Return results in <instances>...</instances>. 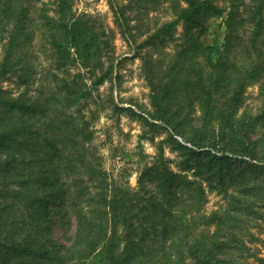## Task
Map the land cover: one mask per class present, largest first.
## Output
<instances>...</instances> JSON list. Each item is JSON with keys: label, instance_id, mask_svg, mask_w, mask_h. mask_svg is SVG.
Wrapping results in <instances>:
<instances>
[{"label": "trees", "instance_id": "obj_1", "mask_svg": "<svg viewBox=\"0 0 264 264\" xmlns=\"http://www.w3.org/2000/svg\"><path fill=\"white\" fill-rule=\"evenodd\" d=\"M40 1L0 0V264H99L95 254L105 264H264V0L140 1V14L169 2L174 18L156 21L135 49L177 42L181 23L184 41L166 66L167 53L135 54L151 86L149 115L113 102L169 131L181 152L175 168L161 141L136 186L113 176L95 142L94 90L120 77L107 30L71 0L34 12ZM111 4L136 42L133 3ZM217 17L225 35L215 56L202 36ZM254 84L260 108L242 111ZM208 188L228 197L225 214L204 212ZM75 222L67 243L54 237L56 224Z\"/></svg>", "mask_w": 264, "mask_h": 264}, {"label": "rangeland", "instance_id": "obj_2", "mask_svg": "<svg viewBox=\"0 0 264 264\" xmlns=\"http://www.w3.org/2000/svg\"><path fill=\"white\" fill-rule=\"evenodd\" d=\"M43 1L49 0L37 2L34 6L35 8H33L34 12L42 6ZM116 1L120 5L133 3L134 10H129L128 12L132 15L131 25L139 26L132 29V32L136 36V42L132 41L131 43L117 26L111 0H71L73 11L78 16L89 18V22L97 24L100 30H107L106 33L114 48L112 54L114 53L115 58H117L116 62H118V59L120 61L117 73L120 77H115L114 80L108 79L97 90H94L91 107L96 110L95 118H93L94 129L96 131L95 142L99 146L100 153L104 156L105 167L110 170L113 176L118 180L123 179L128 181L131 186H136L141 170L146 164H150L156 159L159 152V144L161 141L167 139L169 131L152 130L144 119L129 110H117L113 102L115 101L124 107H133L138 112L147 115L154 110L151 101V86L143 71L144 60L140 55L137 56L135 54L136 52H140L148 57H157L167 53L168 56L163 61V64L165 66L168 65L170 57H172L171 55L179 48L177 42L184 41V26L182 23L178 26L176 36L179 40L177 42L157 41L141 49H135L149 33L155 30L156 21L171 20L174 18V14L169 9V2H164L159 7L151 4L150 10H145L140 14L138 8L141 0ZM218 1L224 4L223 0ZM147 12H149L151 27L144 24V21H149L146 18ZM208 26L209 28L203 33L202 39L206 44H211L215 47L214 55L217 56L221 50V44L225 35L224 19L221 17L212 18ZM42 47L41 35L39 34L36 46L33 47L32 52L35 53L37 49ZM199 59L204 61L205 56L201 55ZM79 69H81L80 66H75L72 71L75 74ZM81 70L89 76L86 68ZM5 86L11 87L15 92H18L17 85L11 81H6ZM259 94L260 86L258 84L249 86L242 111L245 109L251 112L259 110L261 105ZM96 97L98 101H95L94 98ZM175 107L176 104L173 105V108ZM161 145L164 146L166 156L173 159L171 166L179 168L178 164L181 159V152L174 148L172 141L166 140ZM207 196V202L204 206L205 213H226L229 200L224 191L208 188ZM75 228L76 222L72 226V229H69V227L63 228L56 224L53 229V235L60 242L67 243L68 237L72 235ZM257 235L264 237V233L260 231H257ZM258 246L260 248V255L263 256L264 243L260 242ZM92 260L99 264H105L103 255L101 254H95ZM252 261L253 264H260V260L258 259L254 258Z\"/></svg>", "mask_w": 264, "mask_h": 264}]
</instances>
